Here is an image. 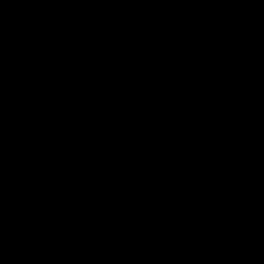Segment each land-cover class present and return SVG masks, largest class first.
Instances as JSON below:
<instances>
[{
	"label": "water",
	"instance_id": "obj_1",
	"mask_svg": "<svg viewBox=\"0 0 264 264\" xmlns=\"http://www.w3.org/2000/svg\"><path fill=\"white\" fill-rule=\"evenodd\" d=\"M0 264H264V0H0Z\"/></svg>",
	"mask_w": 264,
	"mask_h": 264
}]
</instances>
